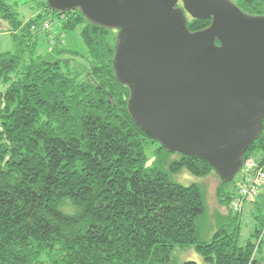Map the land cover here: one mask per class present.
<instances>
[{
  "label": "trees",
  "instance_id": "trees-1",
  "mask_svg": "<svg viewBox=\"0 0 264 264\" xmlns=\"http://www.w3.org/2000/svg\"><path fill=\"white\" fill-rule=\"evenodd\" d=\"M234 5L243 15L264 16V0ZM23 7L33 16L25 19ZM0 20L11 42L0 50V264H172L177 247L192 249L204 264L264 263L262 188L249 202L253 227L241 245L247 202L231 209L239 172L223 182L204 159L168 151L137 126L129 87L114 72L119 28L79 9L52 10L46 0H0ZM49 20H60L62 33L78 29L86 54L57 36L41 53ZM210 23L189 18L186 29ZM248 158L264 171V118L242 162ZM213 173L225 214L217 211L204 241L206 191L196 180Z\"/></svg>",
  "mask_w": 264,
  "mask_h": 264
},
{
  "label": "water",
  "instance_id": "water-1",
  "mask_svg": "<svg viewBox=\"0 0 264 264\" xmlns=\"http://www.w3.org/2000/svg\"><path fill=\"white\" fill-rule=\"evenodd\" d=\"M46 2L119 28L114 72L137 126L168 151L204 159L221 181L234 179L263 126L264 16L229 0ZM181 12L211 23L190 33Z\"/></svg>",
  "mask_w": 264,
  "mask_h": 264
},
{
  "label": "rangeland",
  "instance_id": "rangeland-1",
  "mask_svg": "<svg viewBox=\"0 0 264 264\" xmlns=\"http://www.w3.org/2000/svg\"><path fill=\"white\" fill-rule=\"evenodd\" d=\"M229 1L234 4L236 3L237 0H229ZM20 9L25 19L30 18L34 14V12H31L29 8L27 9L26 7H23ZM59 21L60 20L58 21L49 20L48 23L45 22L48 28L47 30L43 32H45L48 35L46 37L48 40H45L44 36L42 35L41 37L42 41L39 47V51L41 53H44L45 50L47 49V44H51L53 37L57 36L59 37V39L62 40L63 46L65 48L72 50L78 53L79 55H85L86 49L80 40L78 29L74 31H67L65 33H62V31H60V29L58 28L59 23H60ZM7 30H8L7 23L0 20V42H1L0 50L2 51L9 50L11 48V42H10V38L8 36ZM188 177L192 178L189 175ZM175 179L176 181L180 182L177 179V177ZM196 181L202 182V185L206 191V203L208 207V214L199 227L201 239L206 241V240H209L213 231L216 228L217 222L215 219V215L217 211H220L222 214H225V212L222 207L218 206L217 201H216L215 189L218 184V178L214 175V173L209 175L205 179L196 180ZM185 185H188V184H185ZM262 192L264 193V186L262 187ZM261 200L262 198H258L257 203H260ZM253 202L254 201H252V203ZM252 203L251 204L245 203L239 215V219H240L239 244L241 245L246 241V239L248 238L249 232L252 230V227H253L252 215H253L254 210L252 211V209L255 206V204H252ZM171 259H172V264H183L185 261H193L196 264H204L201 257L197 253H195L192 249H181L177 247L172 251Z\"/></svg>",
  "mask_w": 264,
  "mask_h": 264
},
{
  "label": "built area",
  "instance_id": "built-area-1",
  "mask_svg": "<svg viewBox=\"0 0 264 264\" xmlns=\"http://www.w3.org/2000/svg\"><path fill=\"white\" fill-rule=\"evenodd\" d=\"M48 28L47 25H45ZM239 179L242 187L237 192V197L231 203V209L238 211L243 202H252L264 186V171L258 168L255 160L248 158L242 162Z\"/></svg>",
  "mask_w": 264,
  "mask_h": 264
},
{
  "label": "flooded vegetation",
  "instance_id": "flooded-vegetation-1",
  "mask_svg": "<svg viewBox=\"0 0 264 264\" xmlns=\"http://www.w3.org/2000/svg\"><path fill=\"white\" fill-rule=\"evenodd\" d=\"M175 8L177 9V10H181V4H180V1H178V3H177V5L175 6ZM182 13V15H184V18L186 19V21L189 19V17H188V15L186 14V13H183V12H181Z\"/></svg>",
  "mask_w": 264,
  "mask_h": 264
}]
</instances>
